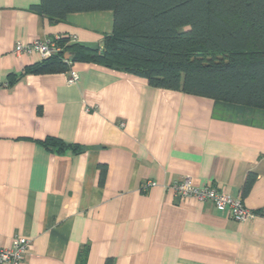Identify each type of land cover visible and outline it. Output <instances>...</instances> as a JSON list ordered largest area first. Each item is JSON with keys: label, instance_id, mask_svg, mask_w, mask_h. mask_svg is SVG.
<instances>
[{"label": "crops", "instance_id": "crops-1", "mask_svg": "<svg viewBox=\"0 0 264 264\" xmlns=\"http://www.w3.org/2000/svg\"><path fill=\"white\" fill-rule=\"evenodd\" d=\"M39 4L0 0V246L28 239L20 264H264V113L230 118L211 99L91 63L24 73L42 59L14 55L16 42L101 48L112 32L110 11L53 23ZM184 177L253 217L177 197Z\"/></svg>", "mask_w": 264, "mask_h": 264}, {"label": "trees", "instance_id": "trees-1", "mask_svg": "<svg viewBox=\"0 0 264 264\" xmlns=\"http://www.w3.org/2000/svg\"><path fill=\"white\" fill-rule=\"evenodd\" d=\"M32 10L53 23L71 13L110 11L113 27L101 48L59 38L60 52L24 73L91 63L142 77L153 88L211 99L230 118L264 113V0H40ZM42 145L66 148L54 138Z\"/></svg>", "mask_w": 264, "mask_h": 264}, {"label": "built area", "instance_id": "built-area-1", "mask_svg": "<svg viewBox=\"0 0 264 264\" xmlns=\"http://www.w3.org/2000/svg\"><path fill=\"white\" fill-rule=\"evenodd\" d=\"M40 40L35 39L28 44L16 42L13 48V54L20 56L23 54H37L42 60L48 59L54 54L60 52V48L56 44V40ZM72 42L76 40L70 38ZM78 76L75 72H71L68 80L69 84L76 82ZM152 181L144 185V189L153 186ZM172 190L179 198H193L197 201H209L219 211H226L228 217L238 222H244L253 217L252 211L246 209L239 198L219 193L209 186L196 187L191 184L190 178L184 177L179 182L172 185ZM29 241L25 237H16L11 246L4 248L0 246V264H20L28 250Z\"/></svg>", "mask_w": 264, "mask_h": 264}, {"label": "water", "instance_id": "water-1", "mask_svg": "<svg viewBox=\"0 0 264 264\" xmlns=\"http://www.w3.org/2000/svg\"><path fill=\"white\" fill-rule=\"evenodd\" d=\"M68 58H69V56H68V55H66V56H65V59H68Z\"/></svg>", "mask_w": 264, "mask_h": 264}]
</instances>
